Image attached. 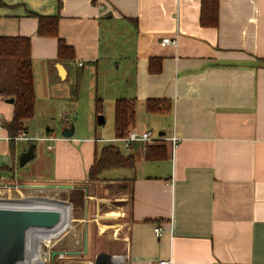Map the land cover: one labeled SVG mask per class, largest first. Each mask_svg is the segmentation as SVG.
<instances>
[{"label":"crops","instance_id":"0c3cea01","mask_svg":"<svg viewBox=\"0 0 264 264\" xmlns=\"http://www.w3.org/2000/svg\"><path fill=\"white\" fill-rule=\"evenodd\" d=\"M218 2L213 27L201 22L202 0H0V36L32 41L35 115L38 106L74 102L89 89L98 117L97 102L102 115L104 103L115 110L118 99H135L131 130L178 138L174 149L168 140L150 144L166 146L168 157L149 161L141 143L130 149L111 143L115 131L108 138L95 128L83 137L74 124L73 137L64 138L72 123L37 134L46 141H16L0 125V169H9L0 170V198L48 188L74 193L65 201L28 196L0 206L59 211L57 235L45 236L47 242L72 230L74 211L83 210V245L79 238L70 246L84 256L71 250L65 259L74 254L76 263L98 264L105 254L109 263L127 256L129 264H264V0ZM38 16H59V37L74 48L75 60L58 58L57 38L39 36ZM164 38L177 45L162 46ZM10 99L0 95V124L13 119ZM152 99L170 101L172 110L148 112ZM30 120L24 125L33 138ZM33 144L30 166L49 158V172L43 168L38 177L33 168L20 176L19 158ZM108 144L133 155L134 166L90 180ZM31 246L22 264H47L40 242Z\"/></svg>","mask_w":264,"mask_h":264},{"label":"trees","instance_id":"16d2710c","mask_svg":"<svg viewBox=\"0 0 264 264\" xmlns=\"http://www.w3.org/2000/svg\"><path fill=\"white\" fill-rule=\"evenodd\" d=\"M218 0H202L201 22L205 26H218ZM38 34L42 37H53L58 40V58L75 60L72 46L59 37V16H38ZM14 66V74L12 67ZM0 95L14 99V115L10 122L0 125L5 128L13 140L21 134H26L25 121L35 116L36 95L33 75L32 41L28 37L0 36ZM100 101V100H98ZM150 113H169L172 110L170 101L152 99L146 102ZM114 131L116 138H122L134 126L136 118V100L118 99L115 103ZM97 113H102V104L97 102ZM168 157L166 146L153 147L146 145V159L160 161ZM133 155H124L113 144L105 145L97 154L95 162L89 171L90 180H98L101 174L112 168H131L134 166ZM0 170L9 171L8 168ZM58 262H55L56 264Z\"/></svg>","mask_w":264,"mask_h":264},{"label":"rangeland","instance_id":"374dc122","mask_svg":"<svg viewBox=\"0 0 264 264\" xmlns=\"http://www.w3.org/2000/svg\"><path fill=\"white\" fill-rule=\"evenodd\" d=\"M12 69H13V74H14V66L12 67ZM73 105H76V108ZM94 108H96V101H95V98H91V92L89 91V89L83 91V93L80 95L77 101L62 103L60 105H53V104H51L50 106L43 105L42 108L38 106L36 115L27 123L28 129L30 130V135H32L33 139H35L37 137V134L40 135V137H42L45 133L44 132L45 129L48 126L56 127L59 129L65 125H69L73 123V125L74 124L77 125V128H78L77 135L86 137L88 135H93L95 128H98V130L102 128L103 133L106 137L108 138L113 137L114 116H112V111L114 112V109L108 103H104L103 104L104 114L102 115L105 116V119L107 117V120H105L104 125H98V116L96 115ZM65 117H68L67 121H65ZM19 145L20 147H23V146L27 147L26 143H19L18 146ZM38 148L44 149V144L41 143V141H38ZM123 151H126V150H122V152ZM47 163L48 165H46ZM30 164L31 163H29V167L27 168L18 167L17 174L22 176L23 174L32 171L33 168L34 170L37 171L38 177L42 173L43 168L45 171L49 172V164H50L49 158L46 160L43 158V161L39 163L37 161V165L30 166ZM39 168H42V169H39ZM72 195L71 194L69 195L67 191L65 190H55L53 188H48V189H45L44 191H36V190L27 191L26 190V191H22V194L13 193L12 195H9V193H6L5 195H1V196H4V197L12 196V198H14L15 200H17L18 198L21 199L23 197L29 196V197H35V198L45 197V198L58 199L61 201L62 200L65 201V200L70 199ZM81 198L79 200H81ZM83 216H84L83 210L80 209V210L74 211L73 229L70 230L67 234H65L62 237V239L57 241L58 243L54 247L56 250H60L63 252H69V253H72L71 250H78L79 251L78 253L81 254V256H84L83 251L80 247L79 249H73L70 246L72 245V243L75 244L76 239H79V238L80 240L82 239L80 245L81 246L83 245L84 228H85L86 223L85 222L81 223L78 221V218H81ZM49 248H51V246ZM45 250L48 251L49 249L46 247ZM68 255H69L68 259L58 260L56 261L58 262L56 264H79V263H76V259H74L76 256L74 254H68ZM52 262L51 264H54V262L53 263Z\"/></svg>","mask_w":264,"mask_h":264},{"label":"water","instance_id":"95a60500","mask_svg":"<svg viewBox=\"0 0 264 264\" xmlns=\"http://www.w3.org/2000/svg\"><path fill=\"white\" fill-rule=\"evenodd\" d=\"M9 103L14 104V99H10ZM103 123L104 117L99 115L98 124ZM74 132L75 126L72 124L70 127L64 128L62 136L69 139L73 137ZM35 147V144L31 145L20 156V167H24L35 158ZM0 201L11 203L18 200L4 199ZM61 221L62 215L56 210L0 206V264H22L25 261L27 232L31 228H54ZM60 253L64 252H52V259ZM103 257H105V254H100L97 257V262L102 260Z\"/></svg>","mask_w":264,"mask_h":264},{"label":"built area","instance_id":"2783aa9c","mask_svg":"<svg viewBox=\"0 0 264 264\" xmlns=\"http://www.w3.org/2000/svg\"><path fill=\"white\" fill-rule=\"evenodd\" d=\"M169 45H173L176 46L177 45V39H173V38H164L162 40V46H169ZM14 140L19 141V140H27V141H33V140H48V138H29L27 137L26 134H21L20 136L16 137ZM168 140L171 144L173 149L176 147L177 143H178V138L173 136L171 138H164L161 136H153V134L151 132H140L138 130L132 129L130 131L127 132V134L122 137V138H116L111 140V143H115V144H122L123 147L125 149H130L135 143H141L143 145H148V144H152V143H160L163 141ZM56 228V227H54ZM54 228H31L26 235V249H25V259H26V255H27V251L28 249L32 250V246L31 244H34V248H36V245L38 242H40V247H41V253L40 255H42L43 257H45L47 259V264H51V262H55L58 260H62L65 259V256L67 255V252L64 253H60L58 256H56L54 258V260L52 259V252L54 251H60V250H56L54 248V243L57 242L58 240L62 239V237L64 235H60L55 237H51V239L47 242L45 239V236H50L49 234L52 232V230ZM155 233L157 235V237H162L163 236V229L160 227H156L155 228ZM57 234L52 232V236H55ZM50 247L48 248L49 250L46 251L44 249V247ZM45 250V251H44ZM116 261L109 263L107 261L104 260H100L98 262V264H129V260L127 256H115ZM52 262V263H53ZM157 264H172L171 260H166V259H162L160 260Z\"/></svg>","mask_w":264,"mask_h":264},{"label":"flooded vegetation","instance_id":"af4514ba","mask_svg":"<svg viewBox=\"0 0 264 264\" xmlns=\"http://www.w3.org/2000/svg\"><path fill=\"white\" fill-rule=\"evenodd\" d=\"M4 199H6V198H0V200H4ZM7 200V199H6ZM11 200H13V199H11Z\"/></svg>","mask_w":264,"mask_h":264}]
</instances>
